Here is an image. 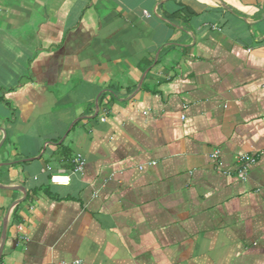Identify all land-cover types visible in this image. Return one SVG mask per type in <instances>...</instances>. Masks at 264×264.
Here are the masks:
<instances>
[{"label":"crops","instance_id":"obj_1","mask_svg":"<svg viewBox=\"0 0 264 264\" xmlns=\"http://www.w3.org/2000/svg\"><path fill=\"white\" fill-rule=\"evenodd\" d=\"M0 143V264H264V0H0Z\"/></svg>","mask_w":264,"mask_h":264},{"label":"built area","instance_id":"obj_2","mask_svg":"<svg viewBox=\"0 0 264 264\" xmlns=\"http://www.w3.org/2000/svg\"><path fill=\"white\" fill-rule=\"evenodd\" d=\"M144 16L148 17L147 14H144ZM217 157H218L217 151L213 152L210 156V158L213 160H215ZM238 161L240 163V169L237 171L236 177L241 181H245L248 175V169L250 168L252 164H254L255 158L252 156L243 155V156H240ZM74 163H75L74 172H80L84 166L83 161L80 158H77ZM69 181H70L69 176L65 174H53L49 178V182L51 184L65 185L69 183ZM58 264H81V263L79 261H73L71 263L63 262V263H58Z\"/></svg>","mask_w":264,"mask_h":264},{"label":"water","instance_id":"obj_3","mask_svg":"<svg viewBox=\"0 0 264 264\" xmlns=\"http://www.w3.org/2000/svg\"><path fill=\"white\" fill-rule=\"evenodd\" d=\"M2 143H0V146H1ZM0 190H6V191H18L20 193H22L23 195V199L19 200V201H16L14 203L11 204L10 206V209L12 208H15L17 205H19L20 203L23 202V200L25 199V192L22 190H19L17 188H13V187H2L0 186ZM9 209V211H10ZM7 218H8V213L5 215V217L3 218V221H2V227H1V233H0V257H1V254H2V249H3V245H4V242H5V238H6V224H7Z\"/></svg>","mask_w":264,"mask_h":264}]
</instances>
